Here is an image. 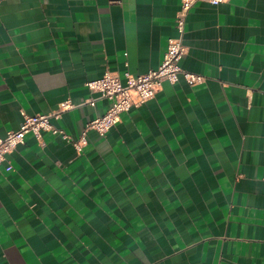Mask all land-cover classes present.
Returning a JSON list of instances; mask_svg holds the SVG:
<instances>
[{"label":"crops","instance_id":"1","mask_svg":"<svg viewBox=\"0 0 264 264\" xmlns=\"http://www.w3.org/2000/svg\"><path fill=\"white\" fill-rule=\"evenodd\" d=\"M181 0H0V137L77 139L87 81L156 69ZM182 69L81 152L32 133L0 163V264H264V0H197ZM95 99L93 105L88 101Z\"/></svg>","mask_w":264,"mask_h":264},{"label":"built area","instance_id":"2","mask_svg":"<svg viewBox=\"0 0 264 264\" xmlns=\"http://www.w3.org/2000/svg\"><path fill=\"white\" fill-rule=\"evenodd\" d=\"M195 1L197 0H181V6L174 21L176 34L168 40L163 60L156 69L136 76L126 72L124 80L114 73L105 71L101 77L85 83L90 92L98 94V98L107 99L109 106L104 114L95 117L86 124L77 139L54 127L50 122L52 118L60 119L64 111L73 107L69 101H63L51 113L24 115L23 121L17 129L8 131L5 136L0 137V163L5 160L6 154L24 142L27 133H32L41 145L44 144V133L60 134L66 142L73 146L76 152H81L87 142L86 131L88 129H93L101 136L105 135L111 127L119 122L122 113L152 99L160 89L162 82L167 81L174 84L178 81L179 76H182L190 85L201 83L204 80L203 76L184 70L179 65L187 50L183 44L185 20ZM201 1L220 4L227 0ZM88 102L93 105L95 99H89Z\"/></svg>","mask_w":264,"mask_h":264}]
</instances>
